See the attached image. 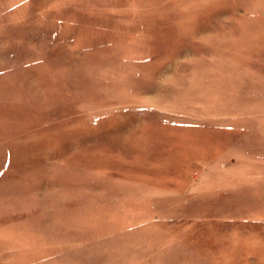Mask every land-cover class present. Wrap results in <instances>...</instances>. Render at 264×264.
<instances>
[{
  "label": "rangeland",
  "instance_id": "1",
  "mask_svg": "<svg viewBox=\"0 0 264 264\" xmlns=\"http://www.w3.org/2000/svg\"><path fill=\"white\" fill-rule=\"evenodd\" d=\"M0 264H264V0H0Z\"/></svg>",
  "mask_w": 264,
  "mask_h": 264
}]
</instances>
